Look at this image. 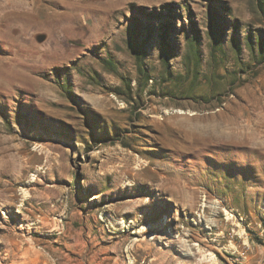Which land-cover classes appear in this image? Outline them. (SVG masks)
Returning a JSON list of instances; mask_svg holds the SVG:
<instances>
[{"label":"rangeland","instance_id":"374dc122","mask_svg":"<svg viewBox=\"0 0 264 264\" xmlns=\"http://www.w3.org/2000/svg\"><path fill=\"white\" fill-rule=\"evenodd\" d=\"M263 211L264 0H0V264H245Z\"/></svg>","mask_w":264,"mask_h":264},{"label":"crops","instance_id":"0c3cea01","mask_svg":"<svg viewBox=\"0 0 264 264\" xmlns=\"http://www.w3.org/2000/svg\"><path fill=\"white\" fill-rule=\"evenodd\" d=\"M250 252L246 255L245 264H264V244L249 241Z\"/></svg>","mask_w":264,"mask_h":264},{"label":"built area","instance_id":"2783aa9c","mask_svg":"<svg viewBox=\"0 0 264 264\" xmlns=\"http://www.w3.org/2000/svg\"><path fill=\"white\" fill-rule=\"evenodd\" d=\"M259 216L260 218L256 222V230L252 234L260 244H264V211Z\"/></svg>","mask_w":264,"mask_h":264},{"label":"trees","instance_id":"16d2710c","mask_svg":"<svg viewBox=\"0 0 264 264\" xmlns=\"http://www.w3.org/2000/svg\"><path fill=\"white\" fill-rule=\"evenodd\" d=\"M138 58V57H137ZM139 60H140V58H139ZM140 68V67H139Z\"/></svg>","mask_w":264,"mask_h":264}]
</instances>
